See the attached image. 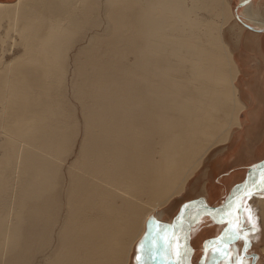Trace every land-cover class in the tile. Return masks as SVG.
Returning a JSON list of instances; mask_svg holds the SVG:
<instances>
[{
    "label": "bare ground",
    "instance_id": "6f19581e",
    "mask_svg": "<svg viewBox=\"0 0 264 264\" xmlns=\"http://www.w3.org/2000/svg\"><path fill=\"white\" fill-rule=\"evenodd\" d=\"M226 4L0 3V28L18 35L0 58V264H137L236 123ZM254 211L263 223L264 197ZM175 232L183 243L186 231ZM251 250L250 263L264 264V244Z\"/></svg>",
    "mask_w": 264,
    "mask_h": 264
},
{
    "label": "crops",
    "instance_id": "0c3cea01",
    "mask_svg": "<svg viewBox=\"0 0 264 264\" xmlns=\"http://www.w3.org/2000/svg\"><path fill=\"white\" fill-rule=\"evenodd\" d=\"M11 1L14 0H0V3ZM230 3L234 20L224 39L234 63L232 85L240 109L237 124L232 125L224 142L211 148L187 182L185 191L166 209L163 218L167 224L163 228L168 229V237H172V221L179 216L184 203L202 199L209 207L226 205L250 171L264 161V0H230ZM251 199L245 203L249 205ZM239 215L244 217V213ZM216 220L220 219L202 212L191 230L193 258L202 256L206 264H217L219 255L213 253L209 242L222 236L228 227V222ZM239 243L242 244L240 240ZM237 254L241 255L240 248ZM163 262L153 259V264Z\"/></svg>",
    "mask_w": 264,
    "mask_h": 264
},
{
    "label": "snow or ice",
    "instance_id": "6c2138e0",
    "mask_svg": "<svg viewBox=\"0 0 264 264\" xmlns=\"http://www.w3.org/2000/svg\"><path fill=\"white\" fill-rule=\"evenodd\" d=\"M261 179L264 180V173H262ZM259 190L264 191V184L260 185ZM253 195V191L249 189L248 185H245L244 189L239 190L224 208L216 210L222 220H228V227L224 230L223 235L217 240L209 242L213 245V253L219 255L217 264H233V261L234 264H247L246 258L234 253L230 245L232 241L240 240L246 253L251 243L252 235L258 230L251 206L245 203V200L251 199ZM239 213H244V217H241ZM171 227L182 230L183 225L175 224ZM167 231L168 229H164L161 232L160 226H156L150 247L145 249L144 245L141 244L138 248V254L136 255L137 264H144V255L151 256L154 260L161 259L165 264H187V252L189 250L177 237H168L166 235ZM184 240H187V236L184 237ZM173 244H175L174 252ZM173 255H175L174 261L172 259Z\"/></svg>",
    "mask_w": 264,
    "mask_h": 264
},
{
    "label": "rangeland",
    "instance_id": "374dc122",
    "mask_svg": "<svg viewBox=\"0 0 264 264\" xmlns=\"http://www.w3.org/2000/svg\"><path fill=\"white\" fill-rule=\"evenodd\" d=\"M228 2V0H225V4ZM227 4H228V6H227ZM226 4V7H227V9H228V11H230V6H229V3H227ZM230 14V13H229ZM218 20H220V18L218 19ZM234 20V18L233 17H229L228 16V22L226 21V22H224L223 24H222V35H224L225 34V31L228 29V27L230 26V23H232V21ZM221 21V20H220ZM4 24V27H3V24ZM1 23V27L2 28H0L1 29V34H3V36H0V58H2V57H4L5 59H6V57L5 56H7V58H9L11 55L10 54H8L9 55V57H8V55H7V53H8V51L10 52L11 50H9L10 48L11 49H14L15 48V44H16V41H17V32H13V30H11L10 28H8V21H4V22H2ZM7 24V25H6ZM6 25V26H5ZM224 26V27H223ZM6 28V29H5ZM2 29H4V30H2ZM10 29V30H9ZM3 32V33H2ZM0 34V35H1ZM5 34V35H4ZM10 34V35H9ZM17 35V36H16ZM16 36V37H15ZM223 39H224V36H223ZM3 41V42H2ZM224 41H225V39H224ZM9 42H10V44H9ZM15 42V43H14ZM8 43V44H7ZM14 43V44H13ZM6 44V45H5ZM224 46H225V51L227 52L229 49H228V47L226 46V43H224ZM6 47V48H5ZM227 47V48H226ZM227 49V50H226ZM3 54L5 55V56H3ZM2 55V56H1ZM228 125L229 124H231L230 122L229 123H227ZM215 146V145H214ZM213 146V147H214ZM212 147V148H213ZM262 197H264V191H260V192H257V193H254V195H253V197H252V199L250 200V202H249V205L251 206V209H252V204H253V202H254V199L255 198H262ZM176 202V199L173 201V203H172V205H174V203ZM159 208H161V207H159ZM253 214H255V216L256 217H258L259 216V211L257 212V211H254V212H252ZM176 215H178L177 213L174 215V216H176ZM179 216H180V214H179ZM178 216V217H179ZM155 218V214H152L151 216H150V218H149V220L150 219H154ZM164 219V218H163ZM257 222V231L255 232V234H253L252 235V238H251V243H250V245H249V247H248V250H247V252L245 253L244 252V250H243V246H242V244H237V241L238 240H236V241H232L231 242V245H230V248H235V247H237L238 246V248H237V250L236 251H238V249L240 248V254H241V256H244L246 259H248V261H247V263H250L251 262V259H254V255L256 254L257 256L259 255V252H253L251 249H253V250H261V246L264 244V238H263V236H264V222L263 223H261V222H258V221H256ZM173 231H171L170 232V236L171 235H173ZM176 233V232H175ZM233 246V247H232ZM248 256V257H247ZM255 260V259H254ZM174 261V260H173ZM207 262L204 260V258L202 257V256H199V257H197V258H195L194 260H193V264H206ZM211 262H209L208 264H210ZM157 264H159V263H157ZM163 264H165V262H163ZM251 264V263H250Z\"/></svg>",
    "mask_w": 264,
    "mask_h": 264
},
{
    "label": "water",
    "instance_id": "95a60500",
    "mask_svg": "<svg viewBox=\"0 0 264 264\" xmlns=\"http://www.w3.org/2000/svg\"><path fill=\"white\" fill-rule=\"evenodd\" d=\"M264 170V161L262 163H260L259 165H257L256 167H254L248 177L246 178V180L238 187L239 190L244 189L245 185H248L250 188V185L252 183H254L256 180H258L260 173ZM202 202V203H201ZM228 204V203H227ZM226 204V205H227ZM225 206H220V207H209L205 202L203 203L202 199H196L193 201H188L186 203L183 204V206L181 207V211H180V217H179V222H181V224L183 225L182 230L176 229V234L178 232V230L180 232L183 231V229L186 231L185 232V236H187V240L183 241V244L185 245V247L189 250L187 252V261H190V256H191V252H192V246H191V230L193 227V224L195 223V221L202 215L200 214L201 209L204 210V213L206 214H217L220 215L216 212L217 209H222ZM195 218V219H194ZM195 220V221H194Z\"/></svg>",
    "mask_w": 264,
    "mask_h": 264
}]
</instances>
